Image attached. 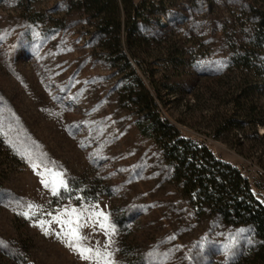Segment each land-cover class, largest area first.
<instances>
[{"label":"rangeland","instance_id":"rangeland-1","mask_svg":"<svg viewBox=\"0 0 264 264\" xmlns=\"http://www.w3.org/2000/svg\"><path fill=\"white\" fill-rule=\"evenodd\" d=\"M263 4L172 0L138 21V64L120 0H0V264H90L47 224L71 208L109 215L113 264H240L258 242L253 227L198 213L169 179L158 145L119 99L129 67L118 55L124 48L157 84L166 118L237 164L264 199V45L260 76L230 65L251 46V7ZM28 158L63 172L68 190L52 195ZM28 204L37 206L30 219L20 214ZM80 231L105 252L102 229Z\"/></svg>","mask_w":264,"mask_h":264},{"label":"trees","instance_id":"trees-1","mask_svg":"<svg viewBox=\"0 0 264 264\" xmlns=\"http://www.w3.org/2000/svg\"><path fill=\"white\" fill-rule=\"evenodd\" d=\"M120 1L124 11L122 28L126 46L140 64L137 51L146 37L139 34L138 21L149 20L150 14L165 13L172 0ZM251 10L254 26L248 41L251 46L244 44L242 50L232 56L230 65L254 68L255 75L260 76L258 62L262 61L260 50L264 45V4L251 7ZM119 50L118 58L125 61V68L129 67L119 99L130 106L137 117L139 130L158 145L163 160L171 168L169 179L198 213L208 209L226 222L251 225L258 242L240 264H264V199L237 164L215 154L206 143L186 134L163 115L159 104L160 88L152 78L148 86L132 66L126 50Z\"/></svg>","mask_w":264,"mask_h":264},{"label":"snow or ice","instance_id":"snow-or-ice-1","mask_svg":"<svg viewBox=\"0 0 264 264\" xmlns=\"http://www.w3.org/2000/svg\"><path fill=\"white\" fill-rule=\"evenodd\" d=\"M28 162L34 173L40 177V183L45 188H48L52 195H59L62 188L65 191L68 190L63 172L53 171L52 168L44 164L43 160L37 162L28 158ZM36 207V205L28 204V210L20 214L26 219H30L35 215V212L32 210ZM96 207L99 206L97 205ZM85 213H88L87 222H82L84 221ZM45 223V221L41 220L39 221V226L43 228L45 234H48V228L45 227ZM52 223L60 226V231L56 235L66 243V246L76 252L82 260H87L90 264H100L101 259H103L105 264H113L111 261L112 252L107 251V249L113 242L111 236L116 234V229L109 222V215L107 213L103 211L88 212L87 208L83 210L71 208L70 210L61 211L53 216L51 221L47 222L48 225ZM88 224L98 226L104 231L105 236L109 238L108 243L105 245V252L102 253L99 249H93L83 243L87 237L83 236L80 230Z\"/></svg>","mask_w":264,"mask_h":264}]
</instances>
